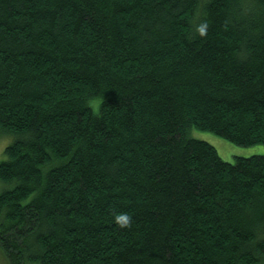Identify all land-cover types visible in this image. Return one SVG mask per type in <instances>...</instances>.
Listing matches in <instances>:
<instances>
[{
  "label": "trees",
  "instance_id": "trees-1",
  "mask_svg": "<svg viewBox=\"0 0 264 264\" xmlns=\"http://www.w3.org/2000/svg\"><path fill=\"white\" fill-rule=\"evenodd\" d=\"M195 129L264 144V0H0L6 264H264V154Z\"/></svg>",
  "mask_w": 264,
  "mask_h": 264
},
{
  "label": "rangeland",
  "instance_id": "rangeland-1",
  "mask_svg": "<svg viewBox=\"0 0 264 264\" xmlns=\"http://www.w3.org/2000/svg\"><path fill=\"white\" fill-rule=\"evenodd\" d=\"M196 137L202 138L210 142L215 146L219 155L227 161H233L236 155L249 156L251 154H264V144H252L248 146H242L235 144L228 139L219 136L208 130L195 129ZM9 139H5L4 136H0V160L5 158L4 148ZM2 188H0L1 190ZM0 264H6V262L0 258Z\"/></svg>",
  "mask_w": 264,
  "mask_h": 264
},
{
  "label": "clouds",
  "instance_id": "clouds-1",
  "mask_svg": "<svg viewBox=\"0 0 264 264\" xmlns=\"http://www.w3.org/2000/svg\"><path fill=\"white\" fill-rule=\"evenodd\" d=\"M208 24L207 21H203L196 26V32L200 35L207 33ZM114 222L122 227H130L132 223V215L127 211H118L114 213Z\"/></svg>",
  "mask_w": 264,
  "mask_h": 264
}]
</instances>
